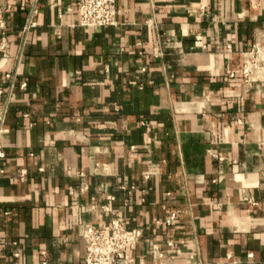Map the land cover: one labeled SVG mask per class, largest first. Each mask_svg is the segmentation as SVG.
<instances>
[{
    "label": "crops",
    "instance_id": "obj_1",
    "mask_svg": "<svg viewBox=\"0 0 264 264\" xmlns=\"http://www.w3.org/2000/svg\"><path fill=\"white\" fill-rule=\"evenodd\" d=\"M76 2L37 0L23 41L29 0H0V264H84L113 218L133 264H264V79L240 71L264 0H116L106 26Z\"/></svg>",
    "mask_w": 264,
    "mask_h": 264
},
{
    "label": "built area",
    "instance_id": "obj_2",
    "mask_svg": "<svg viewBox=\"0 0 264 264\" xmlns=\"http://www.w3.org/2000/svg\"><path fill=\"white\" fill-rule=\"evenodd\" d=\"M29 10L27 20L21 28L23 41L28 30L35 25L38 14L37 0H29ZM120 9L116 0H77L76 14L78 24L81 26H106L117 24V16ZM6 27L5 18L0 16V30ZM139 44V42H138ZM7 47V40L4 35L0 38V49ZM19 59V57H18ZM242 77L246 81L264 79V47L260 43H254L248 51L243 52L242 65L240 67ZM228 76H234V71H228ZM10 79V85L14 80V75L6 73ZM25 81L20 83V87L25 86ZM5 107L0 110V136L2 133V123L4 120ZM218 159H222L219 153H212ZM4 157V150L0 140V158ZM0 172H3L0 169ZM24 175V170L20 171V177ZM80 178L79 185L71 191V194L83 192L88 189V183L84 179L82 172H77ZM214 177L212 181H216ZM123 188H126L123 186ZM132 188V187H131ZM131 189L127 191L130 192ZM87 210H106V206L89 203L85 207ZM176 218L175 211H170L165 219V224L170 225ZM155 223H160L159 219L153 218ZM141 232L139 229L127 231L125 224L117 218H113L105 227H97L91 224H84L82 228V237L85 241L84 264H133L129 251L137 243ZM172 245V241L167 242ZM251 256V253H248ZM41 264H46L42 261ZM238 264V263H236Z\"/></svg>",
    "mask_w": 264,
    "mask_h": 264
}]
</instances>
